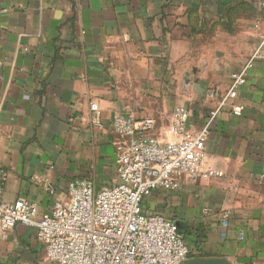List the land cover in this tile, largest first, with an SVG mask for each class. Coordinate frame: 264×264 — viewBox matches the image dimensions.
<instances>
[{"label":"crops","instance_id":"0c3cea01","mask_svg":"<svg viewBox=\"0 0 264 264\" xmlns=\"http://www.w3.org/2000/svg\"><path fill=\"white\" fill-rule=\"evenodd\" d=\"M263 37L264 0H0L3 201L41 214L76 180L112 185V115L152 118L166 143L182 106L190 137L208 125L201 172L220 175L157 189L142 209L179 225L184 264H264ZM243 69L236 117L221 102ZM0 264L51 263L16 224Z\"/></svg>","mask_w":264,"mask_h":264},{"label":"built area","instance_id":"2783aa9c","mask_svg":"<svg viewBox=\"0 0 264 264\" xmlns=\"http://www.w3.org/2000/svg\"><path fill=\"white\" fill-rule=\"evenodd\" d=\"M244 84L245 69L231 73L221 102L231 104L236 117L243 108L234 102ZM91 109L92 124L101 128L100 111L94 104ZM188 119L185 107L174 108L169 124L174 139L161 143L152 118L112 115L114 183L97 190L91 180H76L69 184L68 203L55 202L46 213L31 202L3 201L0 181V236L16 224L33 229L51 264H184L189 250L176 223L144 211L142 200L157 189L177 191L182 179L220 175L201 172L208 125L190 137ZM4 176L0 170L2 181Z\"/></svg>","mask_w":264,"mask_h":264},{"label":"water","instance_id":"95a60500","mask_svg":"<svg viewBox=\"0 0 264 264\" xmlns=\"http://www.w3.org/2000/svg\"><path fill=\"white\" fill-rule=\"evenodd\" d=\"M177 225V227H178V229H179V225L178 224H176Z\"/></svg>","mask_w":264,"mask_h":264},{"label":"trees","instance_id":"16d2710c","mask_svg":"<svg viewBox=\"0 0 264 264\" xmlns=\"http://www.w3.org/2000/svg\"><path fill=\"white\" fill-rule=\"evenodd\" d=\"M180 233V232H179Z\"/></svg>","mask_w":264,"mask_h":264}]
</instances>
